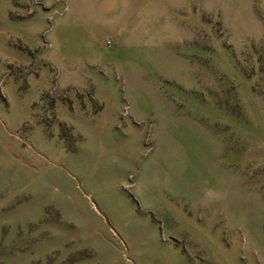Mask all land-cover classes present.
<instances>
[{"label":"rangeland","instance_id":"1","mask_svg":"<svg viewBox=\"0 0 264 264\" xmlns=\"http://www.w3.org/2000/svg\"><path fill=\"white\" fill-rule=\"evenodd\" d=\"M0 264H264V0H0Z\"/></svg>","mask_w":264,"mask_h":264}]
</instances>
